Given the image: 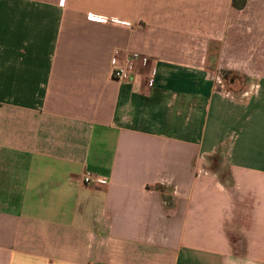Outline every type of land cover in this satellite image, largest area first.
<instances>
[{"label":"crops","instance_id":"1","mask_svg":"<svg viewBox=\"0 0 264 264\" xmlns=\"http://www.w3.org/2000/svg\"><path fill=\"white\" fill-rule=\"evenodd\" d=\"M0 264H264V0H0Z\"/></svg>","mask_w":264,"mask_h":264},{"label":"rangeland","instance_id":"2","mask_svg":"<svg viewBox=\"0 0 264 264\" xmlns=\"http://www.w3.org/2000/svg\"><path fill=\"white\" fill-rule=\"evenodd\" d=\"M245 28V27H243ZM249 33V32H247ZM255 36V35H254ZM253 36V37H254ZM248 65H246L247 67ZM244 65H237L235 62H232V64H229L227 66H222L221 73H222V81L219 84V87L221 90L229 91L232 88V84H242L244 82V77L246 75ZM241 85V86H242ZM216 162L218 159H214Z\"/></svg>","mask_w":264,"mask_h":264},{"label":"built area","instance_id":"3","mask_svg":"<svg viewBox=\"0 0 264 264\" xmlns=\"http://www.w3.org/2000/svg\"><path fill=\"white\" fill-rule=\"evenodd\" d=\"M138 57V55L129 56L125 60L123 64L118 63L116 60L113 62L112 65V75L115 79L118 81H124L129 73H131L134 70L135 67V60ZM101 180L94 176L90 172H86L84 175V183L86 184H94L98 183Z\"/></svg>","mask_w":264,"mask_h":264}]
</instances>
